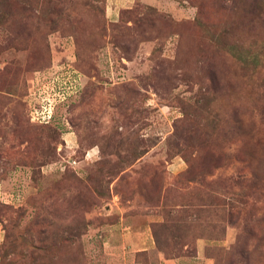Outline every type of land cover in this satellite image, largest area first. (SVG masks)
<instances>
[{"label":"rangeland","instance_id":"374dc122","mask_svg":"<svg viewBox=\"0 0 264 264\" xmlns=\"http://www.w3.org/2000/svg\"><path fill=\"white\" fill-rule=\"evenodd\" d=\"M164 258L264 264V0H0V264Z\"/></svg>","mask_w":264,"mask_h":264},{"label":"built area","instance_id":"2783aa9c","mask_svg":"<svg viewBox=\"0 0 264 264\" xmlns=\"http://www.w3.org/2000/svg\"><path fill=\"white\" fill-rule=\"evenodd\" d=\"M65 87L58 86L57 78H51L39 92L36 106L30 111L31 120L37 123H48L52 118V108L56 102L65 98Z\"/></svg>","mask_w":264,"mask_h":264},{"label":"crops","instance_id":"0c3cea01","mask_svg":"<svg viewBox=\"0 0 264 264\" xmlns=\"http://www.w3.org/2000/svg\"><path fill=\"white\" fill-rule=\"evenodd\" d=\"M121 1H125V0H121ZM184 262H187L185 258H176V259L164 258L161 264H184Z\"/></svg>","mask_w":264,"mask_h":264}]
</instances>
